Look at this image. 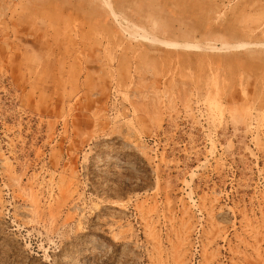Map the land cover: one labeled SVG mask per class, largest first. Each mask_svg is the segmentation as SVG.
I'll list each match as a JSON object with an SVG mask.
<instances>
[{"label": "rangeland", "instance_id": "obj_1", "mask_svg": "<svg viewBox=\"0 0 264 264\" xmlns=\"http://www.w3.org/2000/svg\"><path fill=\"white\" fill-rule=\"evenodd\" d=\"M0 264H264V0H0Z\"/></svg>", "mask_w": 264, "mask_h": 264}]
</instances>
